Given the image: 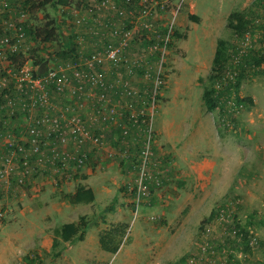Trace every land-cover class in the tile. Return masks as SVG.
<instances>
[{
  "label": "rangeland",
  "instance_id": "obj_1",
  "mask_svg": "<svg viewBox=\"0 0 264 264\" xmlns=\"http://www.w3.org/2000/svg\"><path fill=\"white\" fill-rule=\"evenodd\" d=\"M24 1L0 0V27L4 32L0 36L8 35L12 42H16L18 34L23 33V38L19 41L16 50L12 51L11 48L1 46L3 53L0 55V82L3 77L7 78L5 86L7 88L4 89L8 91H4L3 88L0 90V132L2 133L0 135V159L10 153V147L6 141L7 134L15 135L18 140L23 136L26 125L33 116L40 114L38 108L30 111L28 107L24 106L28 98L21 95L15 88L17 80L14 73L18 70V63L12 61L11 55L18 54L26 58L24 63L36 75L45 74L60 66L85 61V59H76L78 56L75 57L74 54L62 57L59 53L64 49L66 40L73 37L71 34H76L74 40L78 44L77 52L82 48L83 44L77 42L78 32H75L80 25H74L75 15L73 12L80 6L85 7L87 0H70L68 6H61L57 4V0H51L44 8L36 11L28 10ZM258 1L186 0L178 11L167 41L168 22L171 15L166 13L162 15V19L158 20L161 35H159V45L156 51L150 52L156 41L149 40L145 36L146 34L150 36L156 34L142 30L140 32L142 35L137 33L131 47L123 51L128 56L127 61L119 60L117 63L105 61L103 68L106 72V79L113 82L116 89L121 79H128L138 93L134 97L125 99L115 90L111 92V96L115 99L127 101V109L122 115L124 121H128L132 113L137 114L138 111L144 109L145 124L140 126L141 130L143 128L141 131L143 134H139L137 139L134 130L128 134L132 138L133 154L131 158H127L122 152L123 149L120 151L118 148V143L123 140L121 139L123 131L121 127L117 126L104 130L105 142H109L117 153L107 155L105 150L103 152L96 148L92 149V155L88 162L82 165L84 166L81 168L82 170L79 167L75 171V164L71 163L69 167L72 173L66 168L63 169L64 174H71V177H65V180L58 183L56 181L61 178V175L57 176L53 172H47L41 167L35 166V154L27 157H23L22 153L19 154L16 157L18 164H22V158H25L30 160V163L32 162L35 169L30 170L29 178L23 185L18 182L16 177L11 179L9 191L2 192L3 194L0 195V209L3 208L7 211L4 226L0 228V264H70L64 262L63 258L58 262V258L67 248V242L61 243L56 249L61 250L60 255L56 258L53 256L56 250L52 248V245L46 249L47 239L43 238V234L41 235L43 240L40 245L41 249H34L29 230L33 229L38 232L43 228L42 231L46 235L52 233L54 236L56 226L65 220H71L77 216L80 219L84 215L90 222L85 230L88 238L87 245L83 246V249L81 242L75 246L76 249L74 253L72 252L73 257H71L74 263L71 264H190L186 260L188 255L198 252L200 244L207 239L203 233L205 223L214 216L217 208L228 206L231 201L235 203L232 204V209L235 212L233 215L235 222H238L242 228L241 231L247 235L253 233L259 241L256 246L252 247L246 240H232L228 236V229L224 224L215 222L214 232L217 234L214 239L215 246L220 248L219 244L225 238H229L224 243L227 244L226 247L229 245L234 252L230 255H222L218 251L215 255L216 261L210 264H264V62L249 70L239 89L240 98L251 96L254 101L253 105L244 102L234 104L232 98L226 106V112H220L218 108L212 111V114L226 118L225 128L233 131V134L239 133L241 137L246 138L253 137L235 142L242 145L238 151L240 163L237 165L242 164L241 168H243L239 173L238 186L228 188L219 201L207 208L200 210V205H197L198 209L195 210L188 198L194 196L199 200L198 194L203 193V190L205 192L203 189L205 181L202 182V187L198 184L190 188L185 187L181 174L172 179H166L157 172L159 161L164 162L165 160L163 155L167 151V144H169V142L165 143L167 141L164 139V130L167 132V124L174 122L175 125H182L181 131L177 130L171 134L170 141L174 143L176 150H183L184 140L189 141L192 137L190 121L206 114L212 117L204 102L203 91L206 86L210 85L209 75L218 39L224 38L231 41V46L239 43L241 47L244 46V49L251 52H264V0ZM233 10L254 12L255 23L253 26H255L242 39H238L228 25V16ZM46 14L56 19L59 29L56 41L48 43L34 38L29 34V31L21 26L22 23H26L28 27L32 28L40 26L46 20ZM189 14L198 15L199 22L192 21ZM116 28L121 30L122 26L116 24ZM175 31H178L181 37L174 35ZM109 40H111L110 37ZM102 45L103 42L92 49L101 48ZM141 58L142 60H136ZM238 60L239 57L235 61ZM255 68L259 71L254 72ZM229 69L233 70L234 68ZM7 70H12V73L8 74ZM211 85L215 86L217 92L223 87V84H219L217 81ZM51 93L55 103L63 104L65 107L73 106L70 96H58L53 91ZM9 97L13 98L15 102L13 106L8 104ZM86 101L89 111L92 110V105L96 101L92 97L87 98ZM243 121L248 122L249 125ZM149 124L152 136V154L148 157L147 163L142 165L141 150L144 137L149 135ZM201 126L202 124L198 125L196 139L192 142L198 143L197 145L204 144V139L200 140V138L206 130ZM222 126L224 125L222 124ZM233 137L236 136L233 135ZM252 147L258 149H252ZM246 149L249 152L256 150L255 157L247 159L248 156L244 152ZM260 149L262 153H258ZM161 151L165 153L161 154ZM169 157L168 163L171 165L174 157L171 154ZM48 159H52V155L46 152V160ZM131 162L136 164L135 168L130 165ZM66 167H68V163ZM22 169L21 166L17 168L19 171ZM88 169L95 181L105 182L109 190L101 192L99 197L97 199L95 197V200L90 204L71 203L66 197V194L71 193L70 190L67 187L61 188V186H65L66 180L70 182L81 179L82 174L88 172ZM179 170L180 168H177V172ZM75 172L78 174L77 177H75ZM35 177L36 179L45 177L50 180L49 185L42 186L43 183L39 181L35 188H32L33 184L29 180H33ZM146 180L149 182L156 180L157 184L162 183L161 188L172 182L173 187L170 192L168 191L170 197H165V200L159 202L160 204L156 208L147 209L148 213L141 218L142 205L139 201L141 199L139 187H136L138 203H132L127 197L124 203H121L119 198L130 192L124 193L122 186L125 182L138 185L140 181L146 182ZM55 184L58 185L57 189ZM52 185L55 187V191L51 193ZM149 189L148 186L147 192ZM135 210L138 211V216L134 214ZM23 211L25 214H22ZM118 222H125L128 225L119 251L112 254L101 248L99 235L103 230ZM37 234L35 232L34 238H39ZM73 243H78V241ZM28 255L32 260L25 259Z\"/></svg>",
  "mask_w": 264,
  "mask_h": 264
},
{
  "label": "built area",
  "instance_id": "obj_2",
  "mask_svg": "<svg viewBox=\"0 0 264 264\" xmlns=\"http://www.w3.org/2000/svg\"><path fill=\"white\" fill-rule=\"evenodd\" d=\"M175 1L87 0L85 7L80 6L74 10L75 22L77 26L80 25L79 27H83L85 24L90 25L91 22L88 23V21H93V24L97 23L103 26L105 28L103 34L107 35V37L101 48L96 47L84 53L85 47L82 46L78 51L79 55L77 58L78 60L85 59V61L60 66L41 75H36L26 63L21 65L18 63V70L14 73L17 80L15 88L21 95L28 98L24 106L28 107L30 111L38 108L40 114L33 116L32 120L26 125L23 136L18 140H16L15 135L7 134L8 138L6 141L10 147V153L0 159V183L3 181L10 183L11 179L16 177L18 182L23 185L26 179L29 178L30 170L32 169L33 171L35 167L32 162L30 163V160L25 158H22V164H18L16 157L21 153L24 154L23 157L35 154L36 167L53 172L57 176L61 175V178L56 181L58 183L63 179L65 180V177H71V174H64L63 169L66 168L67 171L70 170V173H72L69 167L71 163L75 164V170L85 165L90 155H92V149L96 148L112 155V152L109 151L108 142H105L104 130L106 128L121 127L123 136L127 137L131 133V126H135L139 132L137 133V138L139 134H143L141 132L143 128L141 130L140 126L145 124V119L143 118L145 115L144 109L138 111L137 114L132 113L129 120L124 121L122 115L124 110L127 109V101L124 102L122 99H115L111 96V92L115 90L124 96H120L122 98L134 97L138 94L136 88L130 84L128 79H121L116 89L113 82H109L106 79L103 65L106 60L114 63L119 60L127 61L128 56L123 51L131 47L134 36L137 33L140 36L142 35L140 33L142 30L156 34L155 36L145 35L149 40L156 41L150 52L156 51L159 45V35H161L158 20L162 19V15L166 13L171 15L168 22L167 41L178 11L186 0ZM116 24H120L122 29L118 30ZM76 32H78L77 37L79 38L77 42L85 44V34L79 29ZM112 34L113 36H111ZM109 37L111 40H109ZM22 38L23 33L18 34L16 42H12L8 35L0 36V47L4 46L11 48L12 51L16 50ZM243 47L240 46L236 59L240 58L246 51ZM2 48H0V55L3 53ZM83 54H86V56H83ZM136 60H142V58ZM7 73L11 74L12 70H7ZM233 74L234 72L228 71L226 76L227 78H233ZM217 83H222L223 87L220 89H223L229 81L225 78L222 82ZM6 84L7 78L3 77L0 82V89L2 90L3 88L4 90V88H7L5 87ZM97 89L100 90L96 91ZM52 91L58 96H70L73 106L65 107L63 104L55 103ZM232 95L229 97L227 94L223 96L225 107L232 98L234 104H237L234 95ZM89 97L96 101L90 111L86 101ZM73 100L75 101L73 102ZM14 103L13 98L9 97L8 104L13 106ZM223 112H226V109ZM227 112L229 111L227 110ZM151 148L152 136L150 129L149 135L145 136L143 140L141 150L142 165L147 163L148 157L151 156ZM46 152L52 155V159L46 160ZM67 163L68 167H66ZM19 166L23 168L21 171L17 170ZM147 188L148 185L146 183L143 181L139 182V194L147 192ZM232 204H235L234 201H231L228 206L217 208L214 216H211L212 218L205 223L203 233L207 239L200 244L198 252L188 255L186 258L188 263L210 264L216 261L215 255L218 251L222 255H230L234 252L229 245L226 247L227 244L224 243L229 238H225L219 244L220 248L215 246L216 242L214 239L215 235H217L214 232L216 229L215 222L224 224L226 229H228V236L232 240H246L248 245L252 247L258 244L259 240L256 235L253 233L245 234V232L241 231L242 228L238 222H235L233 215L235 212L232 209ZM6 215L7 211L1 208L0 228L4 226Z\"/></svg>",
  "mask_w": 264,
  "mask_h": 264
},
{
  "label": "crops",
  "instance_id": "obj_3",
  "mask_svg": "<svg viewBox=\"0 0 264 264\" xmlns=\"http://www.w3.org/2000/svg\"><path fill=\"white\" fill-rule=\"evenodd\" d=\"M89 22H91L90 25L85 24L83 27L78 28L86 36L85 44L82 45L85 47L84 53L87 52L88 50H91L94 45H99L102 42L104 43L107 37V35L103 34V32L105 31V28L103 26H100L97 23L93 24V21H88V23ZM208 113L212 114V111H208ZM206 116L207 114L204 115L203 117L193 118V121H190L192 125L191 126L192 137L189 141H185L186 139L184 140L185 143H183V147H182L183 150L182 149L176 150L174 143L170 141V139H172L171 134L175 133L177 130L181 131L182 125L180 126L175 125L174 122H169V125L167 124V132L164 130V134H165L164 139L165 141H167L165 143L169 142V144H167L166 153L164 151H161V154L165 153L163 155L165 156L164 158L165 160L164 162L162 160L159 161L160 163L159 170L157 171L163 178L166 179L168 178L172 179L175 176L181 174V177H183L182 182H185V187L191 188L192 186L198 184L200 185V187H202L203 185L202 182L205 181V187L203 188L205 189V192L203 190V193L198 194L199 200H197V198H195L194 196H190L188 198L190 199L189 202L193 205L192 208H194L195 210L198 209L197 205H200V210H202L203 208H207V206L219 201L228 188L237 187L238 186L237 184L240 182V180L238 181L240 176L239 173L243 169L241 168L242 164L241 165L239 164V166L237 165L238 163H240L238 151L242 147V145H240L239 143L236 144L235 142L244 140L246 137H241L239 133L233 134L232 133L233 131L227 130L225 128L226 118H223L221 115L217 116L216 114H212L211 115L212 117L208 115L207 118L205 119ZM247 123L245 124L249 125V123L248 124ZM199 124H202L201 128L206 130L205 134H203L200 138V140L204 139L203 145H197L198 143L195 144L192 143L196 139V130L199 129L198 127ZM222 124L224 126H222ZM131 130H134V132H136L135 138L137 139V133H139L138 129L135 126H131ZM231 134L235 135L236 137H233V135ZM249 136L251 135L249 134ZM251 138L253 137L251 136L250 138H246V139H251ZM121 139L123 140H121L118 143L119 150L121 151L123 149L122 152L124 153V155L127 156V158H131V155L133 154L132 152L133 147L131 144L132 138L130 136L129 137L123 136V138ZM108 144H109V151L112 152V154L117 153L115 151V148H113L109 142ZM252 149H258V148L252 147ZM244 152L245 155L248 156L247 159H249L252 156L255 157L254 154L257 153L256 150L255 151L252 150L249 152L248 149H246ZM258 153H262V150L260 149ZM106 154L109 155L108 153ZM170 154L173 155L174 157L173 159L174 161H171V165L174 164L173 166H171L168 163V161L170 160L169 157ZM176 159H178V161H176ZM263 159H264V155H263ZM130 165L135 168L136 164L134 162L133 163L131 162ZM175 165L177 166V168H180L179 172H177V168ZM83 167L84 166L80 167V169ZM90 173H91L90 169H88V172L82 174L81 179L70 182L66 180L65 186H61V188L67 187L71 193H74L79 185H85L86 187H91L94 190L95 197L97 199V197H99L101 192L104 193L105 190H107L108 192L109 189L107 188V184L105 182H101V180L95 181V178L91 175L92 173L91 174ZM77 176L78 174L75 172V177ZM39 181L43 183L42 186L49 185L50 182V180L46 179L45 177L43 178L40 177L38 179H36L35 177V179L30 180V183L33 184L32 188H35L36 183H39ZM143 182L144 183L147 182L150 189L149 192H142L140 194L141 199L139 201H141L140 205H142L141 218L148 213L146 211L147 209L156 208V206L160 204L159 202L165 200V197H170V193L168 194V191L170 192L173 187L172 182L171 184L166 183L167 185H165V187L162 188H161L162 183L157 184L156 180L155 181L151 180L150 182L146 180V182L145 181ZM10 187H11L10 183L6 184L5 181L1 182L0 195H2L3 193H7ZM55 187L57 189L58 185L56 186L55 184ZM55 187L53 185L51 186L52 188L51 193L55 191ZM122 187L124 188L123 189L124 193L126 191H130V192H127L125 195H122L121 198H119V200L122 201L121 203H124L126 197L129 198V201H131L132 203L134 204L138 203L136 199V194H137L136 187L137 188L139 187V183L138 185L137 184L133 185L131 182H127V183L125 182L124 186ZM77 205H85V203L84 202L77 203ZM138 205H136L137 208ZM136 210L134 214L138 216L139 213ZM22 214H25V212L23 211ZM78 220H79V216L72 218L71 220H65L64 222H69V221L72 222ZM42 230L43 228L38 230V232L37 230H33V229L29 230L30 231L29 235L31 236V239L34 243L33 246L34 249H41L40 245L43 241L41 238L42 234H43V238L47 239L46 249H49L48 247L52 245L51 241L54 238L53 234L48 233L46 235ZM35 232L36 234L38 233L37 237L39 238H34ZM87 241H88L87 234H84V239L79 240L78 243L74 244L73 242H67L66 243L67 248L64 250V252H62V255L58 258V262L63 258L64 262H68L70 264L74 263L71 257H73L72 252L74 253L76 249L75 246L81 242L83 249V246L86 247Z\"/></svg>",
  "mask_w": 264,
  "mask_h": 264
},
{
  "label": "trees",
  "instance_id": "obj_4",
  "mask_svg": "<svg viewBox=\"0 0 264 264\" xmlns=\"http://www.w3.org/2000/svg\"><path fill=\"white\" fill-rule=\"evenodd\" d=\"M258 0H255L257 2ZM261 1V0H259ZM258 1V2H259ZM51 2V0H25V6H27L28 10L36 11L44 8L46 4ZM70 0H57V4L61 6L70 5ZM253 13L250 10H234L228 16V25L234 31L236 37L238 39H242L245 35L252 30L253 24L255 23L253 19ZM189 18L192 21L199 22V16L195 14H189ZM74 25L76 22L74 21ZM21 26L29 31V34L34 38L48 43L56 41L59 36L58 23L54 17H50L46 14V20L42 25L36 26L32 28L28 27L26 23H22ZM166 31V30H165ZM76 32V31H75ZM72 33V32H70ZM176 36L181 35L178 31L174 32ZM4 34L3 30L0 27V35ZM2 35L1 37H4ZM73 37H69L64 43V49L59 53L62 57H67L68 55L74 54V56H78V44L74 37L76 34L72 35ZM240 51V44L231 46V41L220 38L217 41L216 51L212 61L211 73L209 75L210 85L206 86L203 91L204 102L207 105L209 111H213L214 109H219L220 112H223L225 107V102L223 100V94H227L229 97L231 93L234 94V98L237 104L241 102L247 103L249 105H253L254 101L251 96H247L243 99L240 98L239 89L242 83V80L248 75L249 70L253 67H258L264 62V52L258 53L256 51L246 50L241 55L238 61L236 60L237 54ZM256 52V54H254ZM77 58V57H76ZM11 59L13 62L19 63V65L24 64L26 62V58H23L22 55L12 54ZM76 60V59H75ZM36 63H38L36 61ZM233 67V70L229 68ZM234 72L233 78L226 76L227 72ZM259 71L256 68L254 72ZM227 79L229 83L220 91H216L215 86H212L211 83L222 82L223 79ZM1 90V89H0ZM4 91H8L4 89ZM5 92V93H6ZM66 197L69 199L71 203H90L95 200V192L91 187H86L85 185H79L74 193L66 194ZM90 225V222L86 220L85 215L81 216L78 221L72 222H64L54 228V239L52 243V248L54 250L58 249L61 243L64 242H74L84 239L85 230ZM127 223L118 222L115 223L112 227L103 230L99 235L100 246L103 250L115 254L119 251L123 238L126 235ZM61 253V250H56L53 253L54 257H58ZM26 260H30L31 257L28 255L25 258ZM32 260V259H31ZM54 264V263H51Z\"/></svg>",
  "mask_w": 264,
  "mask_h": 264
},
{
  "label": "bare ground",
  "instance_id": "obj_5",
  "mask_svg": "<svg viewBox=\"0 0 264 264\" xmlns=\"http://www.w3.org/2000/svg\"><path fill=\"white\" fill-rule=\"evenodd\" d=\"M30 181V180H29Z\"/></svg>",
  "mask_w": 264,
  "mask_h": 264
}]
</instances>
